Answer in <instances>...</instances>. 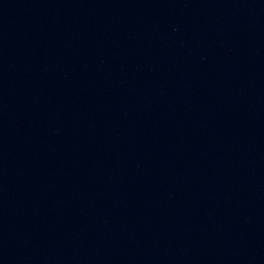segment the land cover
<instances>
[{"label": "water", "instance_id": "obj_1", "mask_svg": "<svg viewBox=\"0 0 264 264\" xmlns=\"http://www.w3.org/2000/svg\"><path fill=\"white\" fill-rule=\"evenodd\" d=\"M0 264H85L24 210L0 194Z\"/></svg>", "mask_w": 264, "mask_h": 264}]
</instances>
